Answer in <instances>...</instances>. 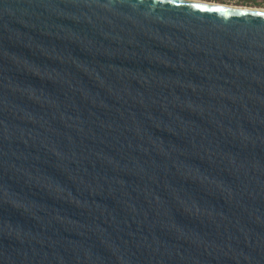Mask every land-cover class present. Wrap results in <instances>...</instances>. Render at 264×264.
I'll return each mask as SVG.
<instances>
[{
    "label": "water",
    "instance_id": "obj_1",
    "mask_svg": "<svg viewBox=\"0 0 264 264\" xmlns=\"http://www.w3.org/2000/svg\"><path fill=\"white\" fill-rule=\"evenodd\" d=\"M0 264H264V12L0 0Z\"/></svg>",
    "mask_w": 264,
    "mask_h": 264
},
{
    "label": "rangeland",
    "instance_id": "obj_2",
    "mask_svg": "<svg viewBox=\"0 0 264 264\" xmlns=\"http://www.w3.org/2000/svg\"><path fill=\"white\" fill-rule=\"evenodd\" d=\"M205 2L264 8V0H202Z\"/></svg>",
    "mask_w": 264,
    "mask_h": 264
},
{
    "label": "bare ground",
    "instance_id": "obj_3",
    "mask_svg": "<svg viewBox=\"0 0 264 264\" xmlns=\"http://www.w3.org/2000/svg\"><path fill=\"white\" fill-rule=\"evenodd\" d=\"M186 1H192V2H197V3L215 5V6H222V7H229V8H236V9H245V10L264 12V8H258V7H252V6L249 7V6H236V5H227V4L225 5V4L205 2L202 0H186Z\"/></svg>",
    "mask_w": 264,
    "mask_h": 264
},
{
    "label": "snow or ice",
    "instance_id": "obj_4",
    "mask_svg": "<svg viewBox=\"0 0 264 264\" xmlns=\"http://www.w3.org/2000/svg\"><path fill=\"white\" fill-rule=\"evenodd\" d=\"M194 7H199L198 5H193ZM218 11H222L223 9H217Z\"/></svg>",
    "mask_w": 264,
    "mask_h": 264
}]
</instances>
